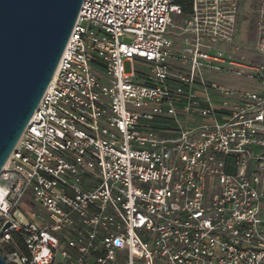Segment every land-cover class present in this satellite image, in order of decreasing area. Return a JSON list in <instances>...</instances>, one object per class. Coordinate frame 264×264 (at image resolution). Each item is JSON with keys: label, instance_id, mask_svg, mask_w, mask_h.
<instances>
[{"label": "built area", "instance_id": "1", "mask_svg": "<svg viewBox=\"0 0 264 264\" xmlns=\"http://www.w3.org/2000/svg\"><path fill=\"white\" fill-rule=\"evenodd\" d=\"M189 6L83 0L0 173L10 264H264V0L250 49L242 0Z\"/></svg>", "mask_w": 264, "mask_h": 264}, {"label": "water", "instance_id": "2", "mask_svg": "<svg viewBox=\"0 0 264 264\" xmlns=\"http://www.w3.org/2000/svg\"><path fill=\"white\" fill-rule=\"evenodd\" d=\"M82 3L0 0V173L54 76ZM0 264H10L1 253Z\"/></svg>", "mask_w": 264, "mask_h": 264}, {"label": "rangeland", "instance_id": "3", "mask_svg": "<svg viewBox=\"0 0 264 264\" xmlns=\"http://www.w3.org/2000/svg\"><path fill=\"white\" fill-rule=\"evenodd\" d=\"M261 3L262 0H242L239 24L242 28V42L248 49H250L259 38V31L257 29V20L259 17V13L257 12V9L261 8ZM183 19L184 15L176 17L174 20V25H176L177 23H181ZM172 30L179 32V29L176 26H174ZM177 38L179 39V41H181V36H178ZM124 67L127 72H131L133 64L130 61H126Z\"/></svg>", "mask_w": 264, "mask_h": 264}, {"label": "trees", "instance_id": "4", "mask_svg": "<svg viewBox=\"0 0 264 264\" xmlns=\"http://www.w3.org/2000/svg\"><path fill=\"white\" fill-rule=\"evenodd\" d=\"M177 2L184 6L185 12L189 10L190 0H177Z\"/></svg>", "mask_w": 264, "mask_h": 264}, {"label": "bare ground", "instance_id": "5", "mask_svg": "<svg viewBox=\"0 0 264 264\" xmlns=\"http://www.w3.org/2000/svg\"><path fill=\"white\" fill-rule=\"evenodd\" d=\"M17 215H18L20 218H22V215H21V213H19V212H18V213H17Z\"/></svg>", "mask_w": 264, "mask_h": 264}]
</instances>
